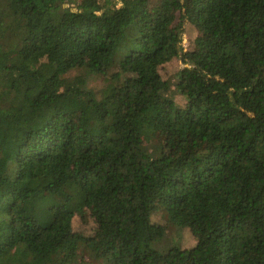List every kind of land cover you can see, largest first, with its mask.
Masks as SVG:
<instances>
[{
    "label": "trees",
    "instance_id": "obj_1",
    "mask_svg": "<svg viewBox=\"0 0 264 264\" xmlns=\"http://www.w3.org/2000/svg\"><path fill=\"white\" fill-rule=\"evenodd\" d=\"M0 264H264V0H0Z\"/></svg>",
    "mask_w": 264,
    "mask_h": 264
},
{
    "label": "rangeland",
    "instance_id": "obj_2",
    "mask_svg": "<svg viewBox=\"0 0 264 264\" xmlns=\"http://www.w3.org/2000/svg\"><path fill=\"white\" fill-rule=\"evenodd\" d=\"M189 4L190 5L187 7L188 9L184 10L183 15H186L187 11L191 9V2ZM196 36H197V32L195 27L189 24L188 22H186L185 19H183V33L181 36L182 39L180 44L181 52H186L192 49L193 41ZM31 45L32 44L27 45L28 46L26 52L27 55H29L31 52V47H29ZM184 67L185 65H183L179 59H176L161 69L160 71L161 78L163 80H166L170 84V90L172 91L174 90L176 74ZM100 84L101 81H97L96 83L91 82L90 85L93 88H96ZM175 102L179 106H182L183 104V100L179 96L175 97ZM178 134L179 132L168 131L165 124H158L155 126L154 131L147 135L148 138L147 142L149 141V143H147L148 148L150 149L151 145L153 144L151 149L162 146L163 152L170 151L171 149L172 153L175 152V154L181 153L185 148L191 149L192 147L196 149L211 150V146L206 143H202L201 145L198 146L193 145L191 142L192 137L190 132H186V134L184 135H178ZM165 143H167L168 146ZM213 156L214 155H211L212 158ZM160 216L161 214L157 213L153 215V218L155 217L159 223L166 226L165 237L164 240L162 241L163 245L165 246L174 245L182 249H189L193 247L194 240L188 229H179L172 227L168 225L167 222L162 220ZM72 225H73V230L75 232H82L87 235L90 233L89 231L90 228L92 227L90 222L87 224H82L77 217L73 219ZM86 258H88V256H86Z\"/></svg>",
    "mask_w": 264,
    "mask_h": 264
},
{
    "label": "water",
    "instance_id": "obj_3",
    "mask_svg": "<svg viewBox=\"0 0 264 264\" xmlns=\"http://www.w3.org/2000/svg\"><path fill=\"white\" fill-rule=\"evenodd\" d=\"M73 11V10H72Z\"/></svg>",
    "mask_w": 264,
    "mask_h": 264
}]
</instances>
